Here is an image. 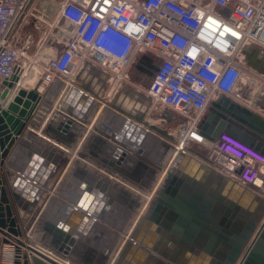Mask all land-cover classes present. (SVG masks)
<instances>
[{"label": "built area", "instance_id": "1", "mask_svg": "<svg viewBox=\"0 0 264 264\" xmlns=\"http://www.w3.org/2000/svg\"><path fill=\"white\" fill-rule=\"evenodd\" d=\"M51 1L57 2L58 14L47 24L55 35L43 49L47 38L36 40L26 26L33 10L39 14L34 29H39L49 8L41 15L39 0H0V107L17 96L33 66L43 70L45 92L89 63L107 75L110 97L129 83L132 67L147 56L151 63L161 62L144 92L162 121L179 118L182 144L209 146V157L224 175L264 194L263 152L229 133L209 145L200 133L218 95L246 104L241 81L264 85V75L246 57L250 47L264 50V0ZM40 240L33 233L10 235L0 246V264H17L20 253H29L25 246L35 248Z\"/></svg>", "mask_w": 264, "mask_h": 264}, {"label": "crops", "instance_id": "2", "mask_svg": "<svg viewBox=\"0 0 264 264\" xmlns=\"http://www.w3.org/2000/svg\"><path fill=\"white\" fill-rule=\"evenodd\" d=\"M37 8L41 15L43 8H49V12L42 15L46 23L52 24L56 20L57 2L43 0L41 3L39 0ZM41 27L40 25L39 29L30 31L35 34V31L41 30ZM246 57L248 63L253 61L258 69L262 68L264 71L262 48L250 47L246 51ZM257 68L254 69L258 70ZM263 71L258 70L264 75ZM42 75L43 70L33 66L22 77L21 85L17 90L36 91L41 100L48 103L44 116L29 121L24 131L29 141L27 147H17L6 159V163L12 165L6 168L20 180L41 190L39 203L36 206L39 213L30 215L27 222L29 227L24 230L22 226V229L40 236L39 226L44 220L52 218L56 224L58 219L53 214L56 209L62 213L74 212L77 218L82 217L98 228L91 235L79 239L82 240L81 254H78L75 264H100V261L107 264L109 260L114 263L123 255L124 248L134 240V236L144 225L149 214L143 217V221L137 220L138 211L135 210L132 201L127 199L123 203L118 200L120 197L118 193L121 195L128 191L123 186H118L115 181L107 179L85 160L108 170L118 169L119 174L125 177L126 181L145 190V185L133 181L130 175L121 171L132 168L133 164L127 166L128 160L134 161L135 165L151 167L143 157L150 158L158 165L163 163L167 152L161 155V151L165 150L164 144L167 142L161 138L162 136H158V132H151L157 135V142L150 141L156 147H150L148 140L143 138V133L148 130L146 117L152 109L151 103L143 122H138L113 106L123 90H129L132 95H136L139 102H142V99L149 100L142 87L138 85L132 87L128 83L120 86L118 91L109 97L111 84L107 75L100 68L89 63L82 65L76 75L58 79L45 92L41 87ZM102 76H105V80L101 89H98L97 95L83 88L82 77L89 79L92 88L96 89L101 83ZM141 84L143 82H140ZM239 91L247 102L239 104L264 118V87L259 88L244 78L239 84ZM223 96L225 95H218L214 101ZM85 97H88L86 101ZM89 125L92 128L88 130ZM129 145H132L137 153L131 152L124 156L123 148ZM192 154L211 168V171H203L199 180L200 187L206 194H215L233 200L236 198V203L240 204L241 208H245L243 192L233 184L234 182L241 185L238 180L224 175L217 168L214 158ZM41 180H45L47 184L42 185ZM100 181L103 182V187L97 191L95 186ZM111 195L115 196L114 199H111ZM258 195L264 200V194ZM120 198L123 200V197ZM257 209L259 206H254L251 211L255 212ZM88 211L91 214H88ZM40 241L35 247L37 250L47 255L55 253V249H51L50 254L44 250L51 244L49 240L41 238ZM139 254L140 252L135 255V259L139 258ZM151 254L152 257L147 264H186L187 261L188 264H210L205 261V256L203 259L202 256L193 255L185 250L178 239L173 241L162 239L157 251H152ZM103 256L107 259H103Z\"/></svg>", "mask_w": 264, "mask_h": 264}, {"label": "water", "instance_id": "3", "mask_svg": "<svg viewBox=\"0 0 264 264\" xmlns=\"http://www.w3.org/2000/svg\"><path fill=\"white\" fill-rule=\"evenodd\" d=\"M160 64V61L151 63L147 56H143L136 64L133 76L149 88ZM248 64L257 68L253 61ZM258 70L263 71L262 68ZM104 80L105 76H102L101 83L94 89L89 79L82 77L83 88L97 95ZM7 96L5 91L2 100ZM149 105V100L139 102L129 90H123L113 104L138 122H143ZM47 106L48 103L43 102L36 91L20 90L6 107H0V246L10 235L30 234V231H24L29 227V217L39 213L36 206L40 188L20 180L6 168L12 167L6 159L17 147H27L29 141L25 128L31 119L43 117ZM154 130L168 138L165 132ZM200 133L211 143H215L222 133H229L264 153V118L226 96L212 103ZM143 138L148 140L150 147H156L150 142H157L150 131L145 130ZM164 146L161 155L167 152L170 144L165 143ZM203 171H211V168L195 156L185 153L179 157L147 220L130 245L124 248L118 264H147L152 257L151 252L157 251L162 239H178L185 250L203 259L205 256V261L210 264H264V200L251 189L234 182L243 192L245 208L236 203V198L206 194L199 183ZM40 183L47 184L45 180ZM102 187L100 181L95 189L98 191ZM123 193H118L123 197V200L118 198L121 202L126 200ZM114 197L111 195V199ZM254 206H259V209L252 212ZM53 214L58 219L56 224L54 219L47 218L39 228L40 237L51 242L44 250L52 253L51 249H55V253L47 255L32 246H25L29 253L24 254L23 260H18L17 264L77 263L75 259L81 254L82 246L79 239L91 235L98 228L82 217L77 218L74 212L62 213L56 209ZM138 252L139 258L135 259ZM103 259L107 258L103 256ZM99 263L104 264L102 261Z\"/></svg>", "mask_w": 264, "mask_h": 264}, {"label": "rangeland", "instance_id": "4", "mask_svg": "<svg viewBox=\"0 0 264 264\" xmlns=\"http://www.w3.org/2000/svg\"><path fill=\"white\" fill-rule=\"evenodd\" d=\"M42 1L43 0H41V3H42ZM37 16H39V14L36 11L31 10L29 12V23L26 26L27 30H34V23L36 21ZM40 24L42 26L41 30H36L35 35H36V40H39L40 38L43 39L45 37L47 38L45 41V44L43 46V49H45V47L48 48L49 45L51 44L52 38L55 35V32H53V28H51L47 23H44V24L40 23ZM134 72H135V67H132V69H131V80L129 81V84H131L132 87L138 85V87L139 86L142 87L143 90L146 89L147 88L146 83L143 82V84L140 85V82L138 83V81L133 76L135 74ZM146 82H147V80H146ZM255 85H257V87H259V88L264 87V85L261 82L256 83ZM171 118L174 119V117H172V116H171ZM146 123H147L146 128L148 129V131L156 132V130H154V129H157L159 131L165 132L168 136V138L166 136L161 137V135L158 134L159 137L163 138L167 143L170 144L163 163L158 165L160 167L165 166L168 163V161L170 160V155L173 151L172 148L175 145L181 147L183 150L187 151L188 153H191V154L195 153V154L200 155L202 157H208L209 154L211 153V148L209 146L208 147L207 146L206 147L198 146L197 144H194V143L181 144V140H179V129H180L179 126H180L181 120H179V118L177 120H172V121H168V120L162 121L160 114L157 113L156 111H154L153 109H150L149 114L146 117ZM210 144H212V143H209V145ZM127 163H128V165L126 164L127 166H129V164L130 165L133 164L132 168L128 171L127 170L125 171V169H124L121 172H125L128 175H130V177L132 178L133 181H135L137 183H141L142 185H145L146 191H149L153 187L155 182L157 180H159V178L161 176V170H158V168L147 167L145 165H135L134 161H132V160H128ZM126 169H129V168L126 167ZM139 178H141V179H139ZM102 179H104V178H102ZM102 184H103V182H102ZM162 185H163V183L161 184L160 187H162ZM164 186H165V184H164ZM164 186H163V188H164ZM124 196L126 197V200L128 199V200L133 201L132 195L130 193L125 192ZM142 200H144V199L142 198ZM125 201H123V203H125Z\"/></svg>", "mask_w": 264, "mask_h": 264}, {"label": "bare ground", "instance_id": "5", "mask_svg": "<svg viewBox=\"0 0 264 264\" xmlns=\"http://www.w3.org/2000/svg\"><path fill=\"white\" fill-rule=\"evenodd\" d=\"M84 99L86 101L88 99V97H85ZM90 126L91 125H89V128L87 126L88 130L90 128H92ZM172 149H173V151H172V153L170 155V160L168 161V163L165 166H162V167L158 166L157 162H154L150 158H144L143 157V159L149 164V166H151L153 168H158V170H161V176H160L159 180H157L155 182V184L153 185V187L149 191H146L144 189L142 190L136 184L126 181L125 177H123V176H121L119 174L118 169L117 170L116 169L108 170L106 168H103V167L101 168V167L97 166V164L94 165L92 162H88L86 160H85V162L89 163L90 165H93V167H95L102 174H104L107 177V179L113 180V181H115L116 184L123 186L128 191V193H130L132 195V198H133L132 205H134V207L136 208L135 210L138 211V215L136 216V219L139 220V221H143V219L147 216V214H149V212L153 208V206H154V204H155V202H156V200L158 198V195H159L160 191L162 190V188H163L164 184L166 183V181L171 176V174H172V172L174 170V167H175L179 157L182 156L185 153L193 155L191 153H188L186 151H183V150L179 149L177 146H174ZM131 152L133 154L137 153L132 145H129V146H126V147L123 148L124 156L126 154L128 155ZM263 180H264V178H263ZM162 183H163V185H162V187H160ZM262 188L264 189V182H263ZM253 191L255 193H258V194H261V195L263 193L262 190H260V189H258L257 192L255 190H253ZM142 198L144 200H142ZM133 202H134V204H133ZM88 214H91V213L88 211ZM144 214H145V216H144ZM33 246L36 247L37 243L35 242V245H33ZM19 256H20L19 259L23 260L21 258V257H23V256H21V253L19 254ZM60 263H62V264H72V263L64 262V261H61ZM107 264H118V263H117V261L113 263L112 261L109 260L107 262Z\"/></svg>", "mask_w": 264, "mask_h": 264}, {"label": "flooded vegetation", "instance_id": "6", "mask_svg": "<svg viewBox=\"0 0 264 264\" xmlns=\"http://www.w3.org/2000/svg\"><path fill=\"white\" fill-rule=\"evenodd\" d=\"M146 69H147L146 73H148V70H149V69H148V67H146ZM169 121H172V119H171V120H169Z\"/></svg>", "mask_w": 264, "mask_h": 264}]
</instances>
